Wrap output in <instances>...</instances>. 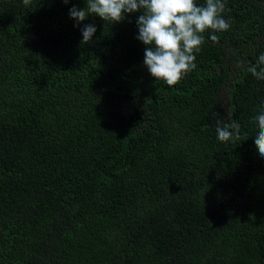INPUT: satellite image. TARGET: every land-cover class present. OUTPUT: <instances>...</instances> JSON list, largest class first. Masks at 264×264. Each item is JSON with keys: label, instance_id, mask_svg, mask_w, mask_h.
<instances>
[{"label": "trees", "instance_id": "1", "mask_svg": "<svg viewBox=\"0 0 264 264\" xmlns=\"http://www.w3.org/2000/svg\"><path fill=\"white\" fill-rule=\"evenodd\" d=\"M224 2L230 29L168 86L143 64L142 13L77 27L86 0H0V264H264V81L247 71L264 0ZM228 108L235 143L215 130Z\"/></svg>", "mask_w": 264, "mask_h": 264}, {"label": "clouds", "instance_id": "2", "mask_svg": "<svg viewBox=\"0 0 264 264\" xmlns=\"http://www.w3.org/2000/svg\"><path fill=\"white\" fill-rule=\"evenodd\" d=\"M69 3V0H64ZM28 6L30 0H23ZM224 0H86L84 8L73 6L69 10L70 18L77 27L89 15L98 16L105 24H117L129 14L142 13L137 18V39L146 45L143 64L151 76L168 86L178 84L195 65L196 53L201 51L205 42L204 33H213L212 41H218L214 33L228 31L230 22L225 19ZM82 44H89L97 31L95 24H85L80 29ZM247 71L257 80L264 81V53L255 64H249ZM227 119L216 121L217 139L220 142L235 143L240 139V124L233 119L231 108L227 110ZM258 132L255 146L264 158V110L254 118Z\"/></svg>", "mask_w": 264, "mask_h": 264}]
</instances>
